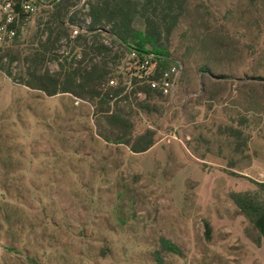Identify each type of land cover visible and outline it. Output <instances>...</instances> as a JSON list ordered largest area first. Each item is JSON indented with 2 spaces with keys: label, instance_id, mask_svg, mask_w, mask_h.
I'll use <instances>...</instances> for the list:
<instances>
[{
  "label": "rangeland",
  "instance_id": "obj_1",
  "mask_svg": "<svg viewBox=\"0 0 264 264\" xmlns=\"http://www.w3.org/2000/svg\"><path fill=\"white\" fill-rule=\"evenodd\" d=\"M170 50L183 69L175 107L144 159L104 139L98 103L47 96L0 69V264H159L161 236L183 250L162 264H264L235 198L264 204V0H189ZM136 61L157 65L128 57L114 85L128 94L144 81ZM147 128L137 117L136 133Z\"/></svg>",
  "mask_w": 264,
  "mask_h": 264
},
{
  "label": "trees",
  "instance_id": "obj_2",
  "mask_svg": "<svg viewBox=\"0 0 264 264\" xmlns=\"http://www.w3.org/2000/svg\"><path fill=\"white\" fill-rule=\"evenodd\" d=\"M188 4L189 0H52L37 13V28L30 39L22 41L21 35L0 49V69L14 81L47 96L70 94L98 103L97 112L105 114L107 125L104 139L128 147L133 154L146 153L161 141L157 130L175 107L174 97L154 89L146 80H133L129 94L124 83L112 86L111 82L121 78L120 67L133 54L155 58L157 65L150 80L161 82L175 63L171 39ZM77 28L85 32L75 36ZM52 63L58 70H51ZM15 64L19 69L16 74L12 70ZM202 72L213 77L209 68ZM218 79L225 81L227 77ZM208 100L213 101V96ZM122 101L128 109L120 107ZM141 115L153 128L136 133V118ZM235 198L264 240V204L246 195ZM205 227L210 239L211 226L206 223ZM164 254L181 257L183 250L161 236L155 261L162 264Z\"/></svg>",
  "mask_w": 264,
  "mask_h": 264
},
{
  "label": "built area",
  "instance_id": "obj_3",
  "mask_svg": "<svg viewBox=\"0 0 264 264\" xmlns=\"http://www.w3.org/2000/svg\"><path fill=\"white\" fill-rule=\"evenodd\" d=\"M52 0H0V48L12 44L17 37L24 35L30 19L36 15L41 7L48 6ZM84 33V29H75L74 35ZM143 70L142 79L151 84L154 89H160L165 95L170 96L176 92L178 78L182 73V67L175 66L163 74L161 82L150 80L149 62H137ZM116 84L115 80L111 85Z\"/></svg>",
  "mask_w": 264,
  "mask_h": 264
},
{
  "label": "crops",
  "instance_id": "obj_4",
  "mask_svg": "<svg viewBox=\"0 0 264 264\" xmlns=\"http://www.w3.org/2000/svg\"><path fill=\"white\" fill-rule=\"evenodd\" d=\"M160 146V144L158 143L156 146H154L151 150H149L146 153L141 154L142 159H144L146 156H149L152 152H154L156 150V148H158ZM203 161V160H200ZM143 164V162H142Z\"/></svg>",
  "mask_w": 264,
  "mask_h": 264
}]
</instances>
